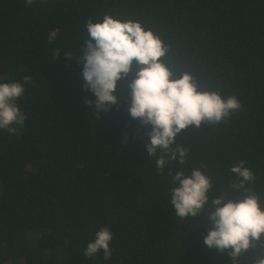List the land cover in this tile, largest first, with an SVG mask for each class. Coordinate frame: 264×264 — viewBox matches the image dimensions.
I'll return each mask as SVG.
<instances>
[{"label":"trees","instance_id":"trees-1","mask_svg":"<svg viewBox=\"0 0 264 264\" xmlns=\"http://www.w3.org/2000/svg\"><path fill=\"white\" fill-rule=\"evenodd\" d=\"M105 13L157 34L175 75L188 72L201 90L240 99L242 110L226 121L177 134L173 146L188 149L185 164L156 170L145 147L151 126L127 111L132 74L117 82V104L99 118L87 109L85 99L95 96L82 87L77 56L86 20ZM13 80L24 84L16 103L26 119L15 134L0 129V264H231L227 250L204 244L207 209L178 221L167 168L187 174L207 165L211 203L244 194L231 187L238 178L230 172L243 160L255 175L245 187L264 207V0H0V82ZM105 226L111 258L102 251L87 258L83 250ZM260 255L257 243L238 264Z\"/></svg>","mask_w":264,"mask_h":264},{"label":"clouds","instance_id":"clouds-1","mask_svg":"<svg viewBox=\"0 0 264 264\" xmlns=\"http://www.w3.org/2000/svg\"><path fill=\"white\" fill-rule=\"evenodd\" d=\"M37 0H25L32 6ZM60 29L48 32L49 43L56 40ZM84 39L77 56L82 60L83 89L91 91L95 100L85 99L87 109L107 111L118 103L114 94L117 82L127 78L130 89V104L127 109L133 119L142 126L150 125L149 141L145 144L149 157H155V168L164 171L170 161L180 165L186 163L188 149L173 146L178 133L189 126L199 128L204 124L226 121L243 105L236 95L222 96L217 91L201 90L196 79L188 72L175 75L163 61L167 46L151 29L138 20L121 19L105 13L102 19L88 18L85 22ZM54 57L60 55L53 50ZM73 53L65 52L71 60ZM24 84H31L32 77L23 76ZM24 84L13 80L0 82V129L15 134L23 127L26 116L16 101L23 97ZM159 148V151L157 149ZM207 165L173 172L167 168L173 186L168 190L178 221H186L204 215V224L211 227L203 237L204 244L223 253L228 251L231 264L257 243L264 245V207L258 195L245 185L255 179L254 172L241 160L231 165L230 172L238 179L231 187L244 189L237 199L220 194L209 203L206 193L212 189V180L202 169ZM112 232L102 227L95 233L94 240L87 243L83 254L88 258L103 252V258H111L109 243ZM252 264H264V255Z\"/></svg>","mask_w":264,"mask_h":264}]
</instances>
